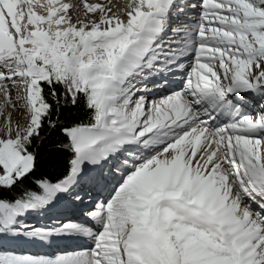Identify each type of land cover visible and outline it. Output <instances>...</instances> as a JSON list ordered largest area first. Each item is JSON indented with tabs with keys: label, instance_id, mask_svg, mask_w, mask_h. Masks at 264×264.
<instances>
[{
	"label": "snow or ice",
	"instance_id": "snow-or-ice-1",
	"mask_svg": "<svg viewBox=\"0 0 264 264\" xmlns=\"http://www.w3.org/2000/svg\"><path fill=\"white\" fill-rule=\"evenodd\" d=\"M0 115V264H264V0H0Z\"/></svg>",
	"mask_w": 264,
	"mask_h": 264
},
{
	"label": "bare ground",
	"instance_id": "bare-ground-1",
	"mask_svg": "<svg viewBox=\"0 0 264 264\" xmlns=\"http://www.w3.org/2000/svg\"><path fill=\"white\" fill-rule=\"evenodd\" d=\"M116 0H112V6H113V10L114 11H117V12H119L120 10H122L123 8H124V6L127 4V2H128V0H122L123 1V3H120V5H118V6H115L114 5V2H115ZM13 115L15 116V113H13ZM4 122V116L3 115H0V124H2ZM29 223H34V222H32L31 220L30 221H28Z\"/></svg>",
	"mask_w": 264,
	"mask_h": 264
},
{
	"label": "rangeland",
	"instance_id": "rangeland-1",
	"mask_svg": "<svg viewBox=\"0 0 264 264\" xmlns=\"http://www.w3.org/2000/svg\"><path fill=\"white\" fill-rule=\"evenodd\" d=\"M74 2H78V0H74ZM120 3H123V1H122V0H116V1L114 2V5H115V6H118V5H120Z\"/></svg>",
	"mask_w": 264,
	"mask_h": 264
},
{
	"label": "trees",
	"instance_id": "trees-1",
	"mask_svg": "<svg viewBox=\"0 0 264 264\" xmlns=\"http://www.w3.org/2000/svg\"><path fill=\"white\" fill-rule=\"evenodd\" d=\"M47 171L51 173L52 172V168L48 167Z\"/></svg>",
	"mask_w": 264,
	"mask_h": 264
}]
</instances>
